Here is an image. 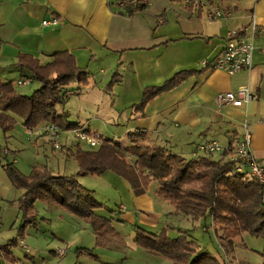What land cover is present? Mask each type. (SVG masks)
Wrapping results in <instances>:
<instances>
[{
    "label": "crops",
    "instance_id": "obj_1",
    "mask_svg": "<svg viewBox=\"0 0 264 264\" xmlns=\"http://www.w3.org/2000/svg\"><path fill=\"white\" fill-rule=\"evenodd\" d=\"M200 1L232 11L233 16L210 19L206 8L196 9L186 0H151L145 10L137 12L136 2L121 6L118 0H0V82H12L16 92L30 95L40 84L32 80L27 92L18 90L17 81L30 77L18 65L19 56L31 55L45 65L55 53L68 52L77 66L91 75L86 92L91 86L108 92L105 87L118 76L109 93L114 103H120V109L128 111L125 119L128 133H145V143L158 144L170 151L174 147L189 148L179 155L190 159L200 156L196 147L202 141L198 139L209 133V139L205 140L216 141L226 149L212 158L224 161L248 130L251 153L264 165V0ZM252 14L257 21L252 67L233 75L207 68L205 62L223 49L229 31L243 32ZM53 17L58 19L57 25L42 24ZM187 70L198 73L156 96L142 112L133 110L145 88L161 86L176 73ZM240 87L248 88L257 99L243 105L217 104L218 93ZM46 124L25 128V135L29 136L27 144L41 154L43 166L53 173L64 174L61 171L76 162L75 145L69 144L71 138L66 132L67 147L55 151L44 131ZM82 126L94 131L89 124ZM37 163L31 166V171L38 167ZM77 172L78 169L74 174ZM131 194V208L121 203L127 212L116 216L117 221L121 225H139L149 232H152L149 228L159 229L160 233L167 217L173 215L174 206L162 212L152 205L158 199L155 193ZM4 197L0 194V232L5 226L6 206L9 208ZM17 210L13 208L14 212ZM34 231L43 230L36 227ZM21 246L29 252L25 244ZM50 251L56 256L55 249ZM25 256L24 263L29 264L30 256ZM3 261L6 260L0 257V264Z\"/></svg>",
    "mask_w": 264,
    "mask_h": 264
},
{
    "label": "trees",
    "instance_id": "obj_2",
    "mask_svg": "<svg viewBox=\"0 0 264 264\" xmlns=\"http://www.w3.org/2000/svg\"><path fill=\"white\" fill-rule=\"evenodd\" d=\"M133 2H136L134 11L137 12L145 10L151 0H131L124 5ZM18 65L40 86L30 95H23L14 90L12 82H0V127L3 131L16 124L12 114L22 117L27 129H34L42 122L53 123L63 130L80 129L79 123L68 122L65 113L59 114L56 106L65 103L67 96L72 94L73 90H69L72 83L88 86L90 73L79 68L68 52L55 53L53 60L45 65L31 55H20ZM197 73L195 70L181 71L161 86L145 88L133 110L142 112L156 96ZM117 78L115 75L105 87L106 91L112 89ZM127 137L128 145L105 138L97 150H85L76 145L73 156L78 172L75 175L53 173L46 166L34 167L25 175L6 157L2 168L11 183L23 190L18 200L22 219L16 236L0 245V257L10 263L19 260L11 249L19 245L27 228L35 224L37 201L52 203L89 223L97 245H103V240L110 235H118L113 218L100 213L103 204L77 179L80 174L99 176L107 172L126 180L138 196L155 183V195L160 201L169 202L176 212L192 220L210 216L215 224L223 227L230 240L244 233L264 239L262 185L247 172H238L235 161H218L210 156L187 159L163 146L145 143L143 132H129ZM4 153L8 150H2L0 145V157ZM135 232L134 242L139 248L159 254L172 264H221L215 255L200 249L194 240L183 235L171 237L164 231L152 233L138 226Z\"/></svg>",
    "mask_w": 264,
    "mask_h": 264
},
{
    "label": "rangeland",
    "instance_id": "obj_3",
    "mask_svg": "<svg viewBox=\"0 0 264 264\" xmlns=\"http://www.w3.org/2000/svg\"><path fill=\"white\" fill-rule=\"evenodd\" d=\"M31 87L32 85L30 84L22 85L18 86L20 88L18 90L27 92ZM85 87L77 83L70 85L69 90H73L72 94L67 96L65 103L56 106L58 113H65L68 122L79 123L80 129L91 131L82 126L89 124L94 130L91 132L97 131L96 133L102 135L104 139L108 138L124 145L130 144L125 121L128 111L120 109L119 102L114 103L109 91L104 92L101 88L91 86L86 92L84 90ZM12 116L16 120L14 127L6 132L0 129L1 148L4 151L8 150V153H4L3 157H0V194L5 196L4 198L9 206V208L6 206L4 213L5 226L0 232V245L8 243L17 234V228L20 226L22 219L21 212L18 209V200L23 193V190L17 189L11 183L7 173L2 168V164H4L6 157L15 164V156L17 154V163L15 165L25 175L31 173L30 168L34 163L38 162L36 165L38 167L43 166L41 154L31 150L27 144L29 136L25 135L26 127L23 126L22 117L14 116L13 114ZM118 122L124 125H117ZM60 129L63 132L61 136L62 148L54 149L49 140L55 151L60 152L67 147L68 144H66L64 137L66 132L72 139H70L69 144L74 143L75 146L79 145L85 150H97L100 148V146L90 148L84 143L80 144L73 136L72 130ZM205 139H209V133L202 135L198 141L201 140V143L209 141ZM184 148L174 147L172 151L179 154L185 153L189 149ZM232 152L233 149H230V154ZM198 155L210 156L211 158L214 156L213 154ZM195 158H198V156ZM228 158L226 159L227 161L229 160ZM74 169H78L76 162L72 167H67L61 172L64 173L63 175H70L76 172ZM83 176L79 177V183L91 190L93 198L103 204L104 207L100 210V213L113 218V225L118 235H110L103 240V245H97L89 223L62 208H56L52 203L37 201L35 204L37 213L35 224L27 228L30 232L26 233L25 237L19 241V245L11 249L15 257L19 258L16 262L17 264H25V255L30 256L29 264H172L165 257L139 248L135 244V227L141 226L136 224L134 226L130 224L121 225L117 221L116 216L124 214L125 211L127 212L125 206H122L121 203L130 208L132 206L133 195L131 193L134 194V192L130 189L126 180L110 172L102 176H91L88 174ZM155 189L156 184L152 183L147 191L155 193ZM152 202L154 208L162 212L169 206L173 207L169 202L160 201L159 199L156 202L154 200ZM13 208L18 209L17 212H14ZM16 213L18 216L15 217ZM174 213L167 217L166 226L161 230L167 235L168 233L171 237L183 235L187 239L194 240L200 246V249L215 255L221 264H264V239L244 233L230 240L224 234L223 227L215 224L210 216L192 220L190 216L181 214V212L174 211ZM165 219L166 217L162 222ZM14 220L15 222L13 223ZM167 226L171 229H167ZM36 227L43 231L40 233L35 232L34 229ZM149 229L152 232L159 233V229ZM22 243L28 247H25L29 249L28 253L21 246ZM61 248L65 252L64 255L60 254ZM51 249L56 250V256L50 251ZM3 263L10 264L6 261H3Z\"/></svg>",
    "mask_w": 264,
    "mask_h": 264
},
{
    "label": "built area",
    "instance_id": "obj_4",
    "mask_svg": "<svg viewBox=\"0 0 264 264\" xmlns=\"http://www.w3.org/2000/svg\"><path fill=\"white\" fill-rule=\"evenodd\" d=\"M127 1L118 0L121 6ZM136 1V0H132ZM186 3L196 9L206 8L209 18L214 19H230L233 12L223 10L218 6H213L200 0H186ZM43 25L58 24V19L53 17L51 20L42 21ZM257 33V21L254 14L251 15L250 22L247 28L239 33L237 31H229L225 46L214 59L205 62V66H209L211 70H221L229 75H233L242 70H248L252 67V58L255 49L254 41ZM31 82L30 78H23L17 81L19 86L28 85ZM255 94L251 93L248 88L240 87L236 91L220 92L216 95V102L219 106L226 105H243L256 100ZM246 127V126H245ZM73 136L77 141L86 144L90 148H96L102 145L104 137L96 132L85 131L84 129H74ZM71 131V132H72ZM45 133L54 149H61L62 130L53 123H48L45 127ZM251 135L248 130L240 141L236 143L230 161L237 163L236 170L238 172H247L262 185V201L264 203V165H261L253 157L251 150ZM225 148L216 141H207L198 144L196 152L198 154H216L225 152ZM64 251L60 250V254L64 255Z\"/></svg>",
    "mask_w": 264,
    "mask_h": 264
}]
</instances>
